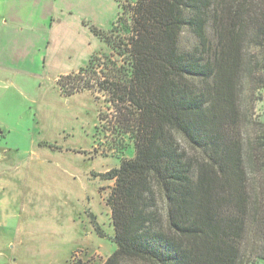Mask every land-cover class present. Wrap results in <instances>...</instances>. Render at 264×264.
I'll return each mask as SVG.
<instances>
[{
    "label": "trees",
    "instance_id": "1",
    "mask_svg": "<svg viewBox=\"0 0 264 264\" xmlns=\"http://www.w3.org/2000/svg\"><path fill=\"white\" fill-rule=\"evenodd\" d=\"M123 8L126 42L94 28L125 55L126 103L138 111L126 128L135 156L112 172L117 248L103 264L264 260V124L245 134L239 101L245 80L264 89V0ZM185 28L198 40L193 49L180 47ZM58 84L66 95L91 88L80 74Z\"/></svg>",
    "mask_w": 264,
    "mask_h": 264
},
{
    "label": "rangeland",
    "instance_id": "2",
    "mask_svg": "<svg viewBox=\"0 0 264 264\" xmlns=\"http://www.w3.org/2000/svg\"><path fill=\"white\" fill-rule=\"evenodd\" d=\"M11 1L30 12L23 37L0 39V76L5 66L13 81L0 89V264H103L117 248L112 172L135 156L126 128L138 111L126 103L125 55L94 28L126 42L118 22L129 0ZM197 43L185 28L180 47ZM70 73L91 88L62 93ZM239 101L254 138L264 89L245 80Z\"/></svg>",
    "mask_w": 264,
    "mask_h": 264
},
{
    "label": "crops",
    "instance_id": "3",
    "mask_svg": "<svg viewBox=\"0 0 264 264\" xmlns=\"http://www.w3.org/2000/svg\"><path fill=\"white\" fill-rule=\"evenodd\" d=\"M30 12V5L26 3L16 5L11 0H0V39H10L15 35L23 37L25 35V19ZM24 56V54H23ZM3 76H0V89H8V78L10 71L5 66ZM9 245V243H8Z\"/></svg>",
    "mask_w": 264,
    "mask_h": 264
}]
</instances>
